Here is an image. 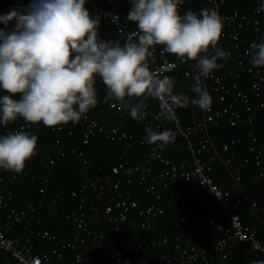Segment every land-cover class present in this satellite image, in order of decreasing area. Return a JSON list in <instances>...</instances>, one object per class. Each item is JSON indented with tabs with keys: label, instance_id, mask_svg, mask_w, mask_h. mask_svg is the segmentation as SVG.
Here are the masks:
<instances>
[{
	"label": "built area",
	"instance_id": "built-area-1",
	"mask_svg": "<svg viewBox=\"0 0 264 264\" xmlns=\"http://www.w3.org/2000/svg\"><path fill=\"white\" fill-rule=\"evenodd\" d=\"M112 1L86 0L85 7L91 15H98L101 20L112 26L114 35L109 40L123 44L133 38L135 25L127 21V14H121L109 7ZM217 3L218 0H182L178 10L180 14H184L188 10L198 13L203 8L214 9ZM262 3L264 0H255V5L250 13L233 10L221 17L223 27L219 42L223 43L225 51L230 52L231 55L234 54L235 61L233 64H228L226 60L222 63L220 70H214L208 78L202 77L203 88L206 90L207 82H209L216 95L215 99L211 98L210 106L203 109L202 119L184 124L177 109L174 110V119L171 122L175 131L184 137L188 156L174 159L165 154L164 148L151 145L149 151L143 153L145 162L135 164L133 171L137 174L138 183H145L144 192L148 193L152 199L140 206L135 198L122 191V181L117 179L112 183L111 192L101 201L104 216L111 223L108 225V230L114 232L118 230L119 223L129 220L132 212L142 216L139 223L141 228H149L151 220L164 212L165 199L162 190L168 189L170 182L178 186L185 180L195 179V183L192 185L181 190H173V197L177 202L186 198L199 199L206 205V208L199 212L192 222L197 221L205 227L213 225L222 231V236L217 238L212 246H207L202 243L201 236L198 238L191 235L181 238L176 236L171 239L167 234H163L153 240V244L162 251L160 254L162 264H190L197 261L203 264L212 262L218 264L224 260H227L228 264H234L236 260L240 259V253H233L232 245L234 243H237L239 247L248 244L264 259V237L256 226L253 227L244 222L239 212L243 205L247 214L252 220H255L258 218L259 212L264 211V195L253 197L244 202L239 188L243 164L253 163L257 167L256 176L264 177V125L260 135H257L253 128L248 131L250 143L247 146V152L240 158L236 157V151L233 148L234 138L222 142L221 147L225 152L224 163L230 172L226 185L216 182L208 172V163L215 159V155L210 154L209 149L214 137L207 133L196 134L202 132L207 122L217 123L221 119H226L230 125H236L239 122L251 125L257 119L262 120L264 124V67L252 66L249 63L248 54L250 45L253 42H259V38L263 36L262 17L264 11H258ZM27 4L28 0H0V15ZM11 27L12 23L9 24V28ZM212 52L213 49L210 48L209 54ZM180 63L184 62L173 55L170 57L162 46H156L149 58L150 68L161 77L172 78L175 81L174 92L184 94L187 78L196 74L195 62L193 61L190 67L185 68L181 76L172 75ZM245 74H249V81L246 87H241L236 79ZM108 106L117 110L122 108L113 99H108ZM156 108L152 112V118L149 119L148 125L162 131L166 128L161 127V123L157 119L160 112L158 100H156ZM81 120L84 123L83 142H86L97 131H105L110 140H122L127 136L121 126L107 127L87 113ZM30 126L25 121L16 120L7 126L0 127V135L21 128L30 132ZM61 127L58 126L56 129ZM56 142L59 140L57 139ZM59 149L61 153H64L61 147ZM70 151L74 152L75 150L71 148ZM78 153L81 155V151ZM205 153H207L206 158L203 156L206 155ZM152 160L159 163L157 169L149 163ZM49 162H53L50 157ZM121 167L122 163L112 165L110 172L118 173ZM26 175H29L30 179L34 177L33 173L27 174L22 170L20 173L13 172L9 182L12 183ZM1 180H3L2 176H0ZM126 182L133 183L131 173L126 175ZM88 187L95 190L103 189L101 185H98L96 179L82 182L80 190ZM77 193V190L73 189L70 195L77 196ZM12 198V192L5 190L0 183V209H5V215L0 220V248L5 251V255L0 264H58L52 262V256L61 258L64 248L74 250L71 257L72 264H144L145 262L144 259L133 262L128 255L129 252L140 249V242L127 243L121 236L116 237L119 249H101L94 252L95 246L99 245L100 238L103 236V231L95 234L93 239L95 243L89 246L88 251L81 252L75 249L77 245L83 244L85 237L90 236L94 231L92 218L87 217L86 213L80 209L71 213L78 227L72 239L62 238L60 248L47 245L45 248L37 249L43 242L56 239V234L52 233L47 226V220H44L42 229H34L29 226L31 223L30 212L35 210L36 204H44L45 196L36 203L30 202L23 207L11 205ZM54 199L55 197L51 201ZM83 201L84 197L80 196L78 208L81 207ZM185 219L187 216L181 217V220ZM260 219L264 221V215L260 216ZM40 220L39 218L37 223H40ZM14 222L22 226L21 231H14ZM32 234L36 236V240L31 238Z\"/></svg>",
	"mask_w": 264,
	"mask_h": 264
},
{
	"label": "clouds",
	"instance_id": "clouds-1",
	"mask_svg": "<svg viewBox=\"0 0 264 264\" xmlns=\"http://www.w3.org/2000/svg\"><path fill=\"white\" fill-rule=\"evenodd\" d=\"M181 2L129 0L127 21L135 32L123 44L99 36L100 17L90 14L86 0H28L0 15V125L18 118L48 128L76 123L97 105V78L107 90L105 99L118 102L137 121L148 117L149 98L159 101L157 119L172 120L176 108L189 104L207 109L211 97L202 77L208 78L221 67L218 61L231 54L217 46L223 27L217 11L180 14ZM258 11H264V3ZM156 46L183 62H195L194 97L175 93V81L150 68ZM248 54L252 66L264 67V36ZM129 98L137 102L128 103ZM145 133L144 142L161 149L175 138L169 129L146 126ZM37 142L38 136L23 128L0 135V169L22 172Z\"/></svg>",
	"mask_w": 264,
	"mask_h": 264
},
{
	"label": "trees",
	"instance_id": "trees-1",
	"mask_svg": "<svg viewBox=\"0 0 264 264\" xmlns=\"http://www.w3.org/2000/svg\"><path fill=\"white\" fill-rule=\"evenodd\" d=\"M255 5V0H223L217 3L215 10L222 17L225 13L233 10L250 13ZM109 7L118 11L121 14H128L131 7L129 0H113ZM264 25V16L262 17ZM264 27V26H263ZM98 34L101 38L109 40L114 31L110 24L100 19ZM264 36V28H263ZM218 47L225 50L223 43L218 42ZM171 57L172 55L168 53ZM226 60L218 61L222 67V63ZM235 56L232 54L227 59L228 64H233ZM193 61L180 63L179 66L172 72V75L181 76L183 70L191 66ZM218 68L216 70L221 69ZM193 76V75H192ZM192 76L187 78L184 94L189 97H194L190 86L193 84ZM241 87H246L249 81V74L242 75L236 79ZM210 83L207 82L206 91L211 98H216L215 92L211 89ZM97 105L90 109L87 114L95 118L100 123H104L107 127L119 125L121 129L126 131V138L122 140H110L105 131H97L91 135L86 142H83L84 123L80 119L76 123L69 122L62 125L60 129L45 127L42 123L39 125H31L30 132L38 136L35 155L28 159L25 163L23 171L27 174L33 173L34 177L29 178V175L16 179L14 182H9L12 171L0 169V176L3 180L0 183L5 190L12 192L13 198L11 205L16 207L26 206L30 202L36 203L41 197L45 196L43 205H37L34 211L30 212L31 223L30 227L34 229H42L44 220L48 222V228L52 233L56 234V239L43 242L37 249L45 248L47 245L60 248L62 238L72 239L78 229L74 220L72 211L80 209L86 213L87 217L92 218L94 231L90 236L85 237L83 244L77 245L75 249L86 252L89 246L95 242V234L103 231V236L100 238L99 245L95 246L94 252L101 249L116 250L119 249L116 237L121 236L127 243L139 241L141 247L138 251L128 253L133 262L138 259H144V264H162L160 258L161 249L153 244V240L157 237L167 234L171 239L176 236L183 237L191 235L194 238L202 237V243L207 246H212L214 241L222 236V231L216 229L213 225L204 226L197 221L192 222L199 212L205 210L206 205L200 202L199 199L186 198L181 202L174 199L173 190H181L195 183L192 178L188 181L181 182L175 186L172 182L169 183L168 189H163V198L165 199L164 212L151 220L149 228H141L139 223L142 216L132 212L129 220L119 223V229L115 232L108 230V225L111 223L104 216L101 201L111 192L112 183L121 179L122 191L129 193L135 198L139 205L142 206L152 199L148 193L144 192V184L138 183L136 172L133 171L135 164H143L145 157L143 153L149 151L150 144L144 142L145 127L149 126V119L152 118V112L156 108V100L149 98L146 103L148 105V117L143 121H137L131 118L128 111L121 108L120 110L110 108L108 99L106 100V90L102 81L97 78L96 84ZM128 103H136V98H129ZM153 109V110H152ZM181 120L184 124L191 123L195 120L202 119L203 110L197 106L189 104L186 108H176ZM24 121L23 119H17ZM161 127L169 129L175 133L174 141L164 147V152L174 159H181L188 156L184 137L179 135L171 120L158 119ZM263 122L260 119L254 121L253 124H245L242 122L236 125H230L226 119H221L217 123L207 122L202 132L196 134L207 133L214 138L210 143V154L215 155V159L208 163L209 174L214 180L220 184L226 185L229 169L224 163L225 152L222 150V142L230 138L235 139L233 148L236 151V157L240 158L247 152V146L250 143L248 131L253 128L257 135L261 134ZM3 127V125H0ZM155 131H160L159 128H153ZM7 133H4L5 135ZM59 142H56V140ZM64 150L61 153L59 148ZM74 148V152L70 151ZM81 151V155L78 153ZM206 155H203L206 158ZM49 157L53 162H49ZM122 163L118 173H111L112 165ZM157 169L159 163L155 160L149 162ZM257 167L253 163L243 164L241 175L242 179L239 183L241 197L243 201H247L253 197L264 195V177L256 176ZM132 174L133 183L126 182V175ZM105 174L107 175L105 177ZM91 179H96L98 185L103 187L102 190H95L90 187L80 190L82 182H88ZM42 189V191H39ZM77 190V196H71V190ZM99 191V192H98ZM80 196L84 197L81 207L78 208ZM55 199L53 201L52 198ZM244 222L249 223L253 227H257L259 232L264 237V221L260 216L264 215V211L259 212L257 219L252 220L247 214V210L243 205L239 210ZM5 215V209H0V220ZM187 216V219L181 220V217ZM40 223H37L38 219ZM14 231H21L22 226L19 223L13 224ZM10 233V232H9ZM33 240H36L34 234L31 235ZM233 253H240V259L234 264H253V261L264 260L260 253H256L248 244L239 247L237 243L232 245ZM73 249H62L63 256L61 258L52 256V262L58 264H72L71 257ZM232 253V254H233ZM5 251L0 248V262L3 261ZM215 264V262L208 264ZM190 264H203L200 261ZM218 264H228L227 260L220 261Z\"/></svg>",
	"mask_w": 264,
	"mask_h": 264
},
{
	"label": "water",
	"instance_id": "water-1",
	"mask_svg": "<svg viewBox=\"0 0 264 264\" xmlns=\"http://www.w3.org/2000/svg\"><path fill=\"white\" fill-rule=\"evenodd\" d=\"M218 13V12H217Z\"/></svg>",
	"mask_w": 264,
	"mask_h": 264
}]
</instances>
